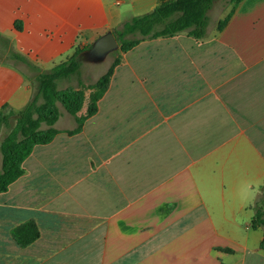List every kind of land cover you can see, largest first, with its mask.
Listing matches in <instances>:
<instances>
[{
    "label": "crops",
    "instance_id": "crops-1",
    "mask_svg": "<svg viewBox=\"0 0 264 264\" xmlns=\"http://www.w3.org/2000/svg\"><path fill=\"white\" fill-rule=\"evenodd\" d=\"M160 1L0 0V144L38 73ZM214 4L205 38L119 54L79 134L63 133L75 120L59 106L61 133L0 194V264H264V226L251 224L264 188V0H243L221 31L229 9ZM26 223L38 238L21 247L13 231Z\"/></svg>",
    "mask_w": 264,
    "mask_h": 264
},
{
    "label": "trees",
    "instance_id": "trees-1",
    "mask_svg": "<svg viewBox=\"0 0 264 264\" xmlns=\"http://www.w3.org/2000/svg\"><path fill=\"white\" fill-rule=\"evenodd\" d=\"M217 0H161L150 12L135 16L124 21L113 31L118 42V53H126L145 40L170 38L185 33L200 40L207 35L208 12ZM243 0H225V7L229 6L227 16L218 22L216 29L221 31L230 19L234 9ZM17 30L20 29L16 25ZM91 46L77 50L66 62L55 66L47 73H38L36 77V93L31 101L14 114L15 125L3 138L0 144L1 173L0 194L8 190L9 186L23 175L22 164L30 156L34 147L47 145L61 132L54 129L60 117L61 106L75 120V128L63 133L73 136L79 134L84 122L94 116L98 110V102L109 88L114 69L120 60L116 59L105 74L98 80L85 87L79 83V88H59V83L71 77L78 76L81 58L87 54ZM26 62L24 59L13 56ZM85 89L91 90L86 112L78 116L84 100ZM8 106L0 110V131L7 126L10 114ZM252 227L264 226V188L263 193L254 206ZM26 234L29 237L26 238ZM25 235V236H24ZM13 238L21 247L38 238V231L33 223H26L13 231ZM264 250V237L261 242Z\"/></svg>",
    "mask_w": 264,
    "mask_h": 264
},
{
    "label": "rangeland",
    "instance_id": "rangeland-1",
    "mask_svg": "<svg viewBox=\"0 0 264 264\" xmlns=\"http://www.w3.org/2000/svg\"><path fill=\"white\" fill-rule=\"evenodd\" d=\"M221 8H223V11L228 10L229 6L225 7V0H217L215 2L214 13L220 12ZM119 54L120 53H118L117 51L112 52L102 63H98L96 66H92V62L90 61V59L86 56V54H83L81 58V69L79 72L80 75L71 77L67 80H63L62 82H60V88L77 86L78 79L84 82V88L94 84L96 78L100 74L106 73V71L111 67L115 60L118 59ZM85 91H87V89H85Z\"/></svg>",
    "mask_w": 264,
    "mask_h": 264
},
{
    "label": "water",
    "instance_id": "water-1",
    "mask_svg": "<svg viewBox=\"0 0 264 264\" xmlns=\"http://www.w3.org/2000/svg\"><path fill=\"white\" fill-rule=\"evenodd\" d=\"M119 45L113 33L108 32L99 37L91 46L86 56L94 64L102 63Z\"/></svg>",
    "mask_w": 264,
    "mask_h": 264
}]
</instances>
